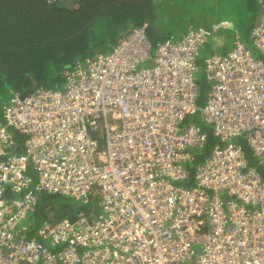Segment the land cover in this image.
I'll use <instances>...</instances> for the list:
<instances>
[{
    "label": "built area",
    "instance_id": "obj_1",
    "mask_svg": "<svg viewBox=\"0 0 264 264\" xmlns=\"http://www.w3.org/2000/svg\"><path fill=\"white\" fill-rule=\"evenodd\" d=\"M259 2L250 40L261 57L238 35L229 52L208 56L202 107L204 27L153 44L143 24L76 60L62 89L10 91L4 123L0 115V264H264V176L245 151L264 163ZM198 110L217 140L196 163L207 131L185 120ZM192 176L193 186L181 184ZM40 192L94 206L48 215L28 237Z\"/></svg>",
    "mask_w": 264,
    "mask_h": 264
},
{
    "label": "trees",
    "instance_id": "obj_2",
    "mask_svg": "<svg viewBox=\"0 0 264 264\" xmlns=\"http://www.w3.org/2000/svg\"><path fill=\"white\" fill-rule=\"evenodd\" d=\"M205 1L207 0H203L206 5ZM191 2L197 4L199 0ZM241 3L238 8L243 9V17L249 16L248 20L252 21L255 11L261 9L259 0H241ZM153 7V0H0V92L5 91L7 87L9 91L21 88L29 91L34 87L46 85L47 83H40L52 78L51 75H58L59 79L65 82V71L70 68V62L67 61L69 54L83 48L82 44L73 48L75 45L72 39L78 40L84 34L91 37L88 30L100 17V13H111L113 27L117 33L123 30L128 32L140 27L146 18H150ZM237 16H240L238 12ZM239 23L241 25L242 22ZM151 30L148 29L151 39L163 40L169 35L160 38L153 35ZM83 44L87 45V42ZM88 54L76 60L85 58ZM33 81L35 83L32 84ZM213 136L212 131H207V143L202 153L197 155L196 163L214 144ZM16 137L21 150L22 136L16 134ZM245 151L248 159H251L247 147ZM259 172L264 176L261 169ZM182 184L193 186V176ZM32 218L26 219V223L33 222Z\"/></svg>",
    "mask_w": 264,
    "mask_h": 264
},
{
    "label": "rangeland",
    "instance_id": "obj_3",
    "mask_svg": "<svg viewBox=\"0 0 264 264\" xmlns=\"http://www.w3.org/2000/svg\"><path fill=\"white\" fill-rule=\"evenodd\" d=\"M192 0H175L174 4L176 6H183L184 8L182 9V15L185 13V11L190 10L191 15L188 16V18H191V22L194 25H197L200 23L199 21L202 20L200 23L202 26H205L209 28L212 31V34L214 33V26L215 24L213 23L214 20H220L221 18H225L229 24H232L234 26H240V32L242 35V38L245 40L247 39V46L251 50L253 56L255 58L261 57L259 53H257L252 44H250L249 40V32H245L247 30L246 23L242 22L241 25L238 21V18L236 17L237 13L236 10L234 9L233 6L237 8L240 7L239 5L242 4L241 0H233V2H229L230 0H207L206 5L203 2V0H199L197 4L194 2H191ZM160 5L156 7V11L160 10L161 8H164L165 5H167L168 2H159ZM125 8V7H124ZM121 9V8H118ZM158 9V10H157ZM209 9V11H208ZM155 11V10H154ZM230 11L232 13H230ZM107 12L100 13V17L94 21V23L91 25V27L88 30V33L91 34V37H88L87 35H83L82 38H79L78 40L72 39L73 48L77 47L78 45L82 44V49H76L74 52H71L69 54V58L67 61L70 62L69 70L73 69V63L77 58H81V56L86 55V54H93L99 50L104 51L107 46L109 41L112 42V40H115V37L117 35V32L114 30L115 27H113V19L111 17V13L106 14ZM117 13V12H116ZM178 16H180L178 12ZM187 16V15H186ZM231 21V22H230ZM249 27V26H248ZM231 33L233 32V29H230ZM212 36V35H211ZM216 34L214 33L213 37H210L208 42H206L201 49L199 50V54L197 57V71L195 72V77L198 81V85L200 87V97L197 102L199 107H202L203 104L205 103L206 97H207V92L209 90V85H207L206 81V76H205V70H204V59L206 56H208L211 52L216 51L215 46L221 50L219 47L218 43L216 44L214 37ZM87 40V41H86ZM83 42H87V45H84ZM62 47V46H60ZM99 47V49H95ZM85 49V50H83ZM88 54V55H89ZM264 58V56H262ZM52 78L46 79L43 82L40 83V85L43 83H47L46 85H43L44 87H52V88H59L62 89L64 85V80L59 79L58 75H51ZM54 81V82H53ZM51 82V83H50ZM22 89V88H21ZM18 89V92L23 93L25 90ZM5 91L0 92V115L2 111V105L5 102V100L8 99L10 95V91L7 89H4ZM2 118V115H1ZM3 121V118H2ZM186 123H192L195 122L198 124L202 129L210 131L211 132V127L206 125L203 122V118L201 116L200 110H198L196 113L188 115L187 119L185 120ZM4 123V121H3ZM215 139L213 140L214 142L217 140L215 136H213ZM238 141V140H237ZM250 151V150H249ZM196 152H199V150H196ZM251 153V151H250ZM199 155V154H198ZM251 156V155H250ZM250 164L254 166L257 170H262L264 172V163L262 164L257 158L251 156V159L249 158ZM198 162V161H197ZM29 167L27 170V173L34 177L35 173L33 172V167L31 161L28 162ZM261 172V171H260ZM182 184V183H181ZM94 205L92 203L85 204L82 201L79 200H74L73 198L69 196H61V195H52L46 192H40L39 193V202H38V207L36 214L38 216V219L35 223H33V226L27 236L32 235L33 233H36L37 227L40 225L42 218L45 216V212L47 210H51L52 216L54 220L60 219L66 214L71 215L77 212L80 209H86L90 210ZM66 210V211H65ZM34 217V216H33ZM41 241L44 244H48L49 238H41ZM80 250V249H79Z\"/></svg>",
    "mask_w": 264,
    "mask_h": 264
},
{
    "label": "crops",
    "instance_id": "obj_4",
    "mask_svg": "<svg viewBox=\"0 0 264 264\" xmlns=\"http://www.w3.org/2000/svg\"><path fill=\"white\" fill-rule=\"evenodd\" d=\"M175 0H153L154 3V7L152 10V13H150V18H146L143 24H146V34L148 35V37L150 38L151 42L153 44H156L158 41H161L162 39H151V36L149 35L148 29H152V33L153 35H158L160 38L166 36V34H169L170 36H173L174 38H180L182 37L190 28H196V27H205L202 26L200 23L202 22V20H200L197 25H194L191 22V18L189 19L188 16L191 15V11H185V13L182 15V9L184 8L183 6H176L174 4ZM163 2H168L167 5H165L164 8H161L160 10L156 11V7L160 5V3ZM230 2H233V0H231ZM234 9L236 10V13H239V17L236 15V17L238 18L239 22H245L247 25V30L245 32H249V40H250V31L252 29V27L254 25H256L259 22L260 19V15H261V11L258 8L255 11L254 14V19L252 21L248 20L250 19L249 16H244L243 13V9H239L238 6L237 8L235 6H233ZM155 10V11H154ZM178 12L180 14V16H178ZM230 13H232L230 11ZM187 15V16H186ZM192 16V15H191ZM231 22V21H230ZM213 23L215 24L214 26V33L216 34V36L214 37V40L216 42V44L218 43L219 47L221 48V50H219V48L217 46H215V50L211 52L208 56H210L213 53H221V54H225L227 52H229L231 50V45H232V40L234 39L235 35H238L240 40L243 41L246 45H248L247 43V39L245 38V40L242 38L241 32H240V26H234L232 24H229V22H227L225 20V18H221L220 20H214ZM140 25V26H141ZM249 26V27H248ZM139 27V26H138ZM230 29H233V32L231 33ZM125 33H127V31H119L115 37V40H112V42H110L107 46V48L102 51L99 50L95 53L98 52H107L108 50L111 49V47L123 36L125 35ZM212 33V31H211ZM214 33L210 35V37L214 36ZM152 35V36H153ZM166 36V38L170 37V36ZM210 37L208 38V40L210 39ZM165 39V38H164ZM208 40L206 42H208ZM205 42V43H206ZM250 44H251V40H250ZM93 53V54H95ZM91 54V55H93ZM199 54V53H198ZM88 55V56H91ZM206 56L205 59L208 57ZM204 59V61H205ZM75 67V62L73 63L72 68ZM67 69V68H66ZM65 69V70H66ZM35 83L34 81L32 82V84ZM28 91V90H26ZM25 91V92H26ZM7 101V100H5ZM46 215L42 218L41 223L46 219ZM38 216L36 214V212L34 213V217L32 218V220L37 221ZM40 223V224H41ZM39 227V226H38ZM36 234V233H33Z\"/></svg>",
    "mask_w": 264,
    "mask_h": 264
},
{
    "label": "clouds",
    "instance_id": "obj_5",
    "mask_svg": "<svg viewBox=\"0 0 264 264\" xmlns=\"http://www.w3.org/2000/svg\"><path fill=\"white\" fill-rule=\"evenodd\" d=\"M67 2H69V1H67ZM260 11L262 12V9H260ZM260 16H261V15H260ZM200 27H201V26H200ZM196 28H197V27H196ZM204 28H207V27H204ZM207 29H209V28H207ZM209 30H210V29H209ZM210 31H211V30H210ZM52 212H53V211H51V210H47L46 213H45L46 217H48V215H51V217L53 218V216H52ZM37 228H38V227H37ZM28 233H29V232H28ZM28 233H27V234H28ZM36 233H37V230H36ZM33 235H36V234H33ZM33 235H32V236H33ZM28 237H29V236H28ZM48 246H50V245H48Z\"/></svg>",
    "mask_w": 264,
    "mask_h": 264
},
{
    "label": "water",
    "instance_id": "obj_6",
    "mask_svg": "<svg viewBox=\"0 0 264 264\" xmlns=\"http://www.w3.org/2000/svg\"><path fill=\"white\" fill-rule=\"evenodd\" d=\"M25 93H27V91Z\"/></svg>",
    "mask_w": 264,
    "mask_h": 264
}]
</instances>
